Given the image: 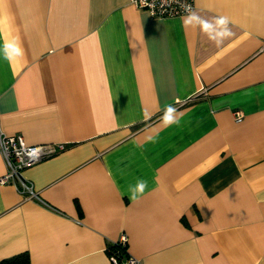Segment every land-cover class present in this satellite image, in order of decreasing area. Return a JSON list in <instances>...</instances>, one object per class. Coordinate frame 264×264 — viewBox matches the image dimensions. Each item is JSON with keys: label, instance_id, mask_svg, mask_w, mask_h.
Listing matches in <instances>:
<instances>
[{"label": "crops", "instance_id": "1", "mask_svg": "<svg viewBox=\"0 0 264 264\" xmlns=\"http://www.w3.org/2000/svg\"><path fill=\"white\" fill-rule=\"evenodd\" d=\"M194 5L234 35L130 0H0V48L23 49L0 51V131L66 147L22 172L34 198L0 154V262L113 264L125 235L122 261L264 264V0Z\"/></svg>", "mask_w": 264, "mask_h": 264}, {"label": "built area", "instance_id": "2", "mask_svg": "<svg viewBox=\"0 0 264 264\" xmlns=\"http://www.w3.org/2000/svg\"><path fill=\"white\" fill-rule=\"evenodd\" d=\"M130 4L139 10L147 12L151 17L158 19L181 18L186 15L182 5L191 6L194 11V0H130ZM236 122L242 120L240 111L234 112ZM66 149L65 145H27L21 136H7L0 131V154L3 156L7 172L1 183L14 185L21 194L36 197L33 186L22 175V172L50 158ZM112 245H118L126 249V236ZM118 253L111 254L113 264H139V262L128 256L126 260H119Z\"/></svg>", "mask_w": 264, "mask_h": 264}, {"label": "clouds", "instance_id": "3", "mask_svg": "<svg viewBox=\"0 0 264 264\" xmlns=\"http://www.w3.org/2000/svg\"><path fill=\"white\" fill-rule=\"evenodd\" d=\"M182 7H184L186 13V15L181 18L183 25L185 27H198L216 47L219 48L223 45L225 40L234 35L229 27L230 20L227 16L216 17L214 18V22H210L200 17L195 11H192L191 6L182 5ZM0 51L3 52L4 58L9 61L23 55V49L16 40L4 43ZM162 121L165 127L171 126L172 124H179L177 109L172 105L166 106ZM146 187V180H138L135 187L129 188L131 198L136 199L138 195H142Z\"/></svg>", "mask_w": 264, "mask_h": 264}, {"label": "trees", "instance_id": "4", "mask_svg": "<svg viewBox=\"0 0 264 264\" xmlns=\"http://www.w3.org/2000/svg\"><path fill=\"white\" fill-rule=\"evenodd\" d=\"M113 253H118L117 255H119L121 253H125V249L121 248L118 245H111L110 255ZM0 264H30V262L29 257L27 255H19L11 259L4 260L0 262Z\"/></svg>", "mask_w": 264, "mask_h": 264}]
</instances>
